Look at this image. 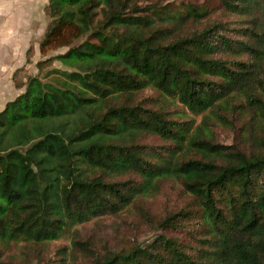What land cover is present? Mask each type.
Returning <instances> with one entry per match:
<instances>
[{"label":"trees","instance_id":"16d2710c","mask_svg":"<svg viewBox=\"0 0 264 264\" xmlns=\"http://www.w3.org/2000/svg\"><path fill=\"white\" fill-rule=\"evenodd\" d=\"M47 13L59 54L0 111V264H264V0Z\"/></svg>","mask_w":264,"mask_h":264},{"label":"crops","instance_id":"0c3cea01","mask_svg":"<svg viewBox=\"0 0 264 264\" xmlns=\"http://www.w3.org/2000/svg\"><path fill=\"white\" fill-rule=\"evenodd\" d=\"M47 5L48 0H0V111L25 91L30 52L38 51L50 23Z\"/></svg>","mask_w":264,"mask_h":264},{"label":"rangeland","instance_id":"374dc122","mask_svg":"<svg viewBox=\"0 0 264 264\" xmlns=\"http://www.w3.org/2000/svg\"><path fill=\"white\" fill-rule=\"evenodd\" d=\"M30 54H31V65L27 67L26 74L29 73L27 75V77L29 75H32V76L38 75L39 71L36 67L37 62H39L43 59H46L50 56L57 55V54H59V51L50 52V53H48V55L47 54L44 55L39 48L36 53H34V51L32 49ZM53 66L56 68L64 69V66H62L61 63H59V62H56ZM22 75H23V77H25V74H22ZM27 77H26V79H27ZM214 132H215V138L218 142L223 143V144L235 143L234 135L229 131V129H225V128L217 126L214 128ZM168 193H169V196H171V198L174 200H177L179 198L178 197V191L176 189H173V190L169 189ZM159 198H165V197L163 195H160ZM65 243H66L65 240L64 241L61 240V241H57V242H54V243L48 245L47 254L54 257L56 249H58L59 247H61Z\"/></svg>","mask_w":264,"mask_h":264}]
</instances>
